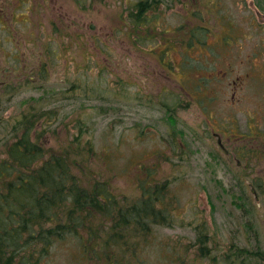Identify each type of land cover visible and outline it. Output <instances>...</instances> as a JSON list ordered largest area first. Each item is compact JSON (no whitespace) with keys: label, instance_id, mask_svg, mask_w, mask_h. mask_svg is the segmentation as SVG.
Segmentation results:
<instances>
[{"label":"rangeland","instance_id":"1","mask_svg":"<svg viewBox=\"0 0 264 264\" xmlns=\"http://www.w3.org/2000/svg\"><path fill=\"white\" fill-rule=\"evenodd\" d=\"M137 1L0 0V158L30 123L48 152H69L111 196L88 225L92 244L111 229L128 239L109 248L119 264H264V159L236 168L209 134L264 156V10L148 0L135 28ZM145 201L159 223L103 217ZM79 247L66 236L41 264L104 263Z\"/></svg>","mask_w":264,"mask_h":264},{"label":"trees","instance_id":"2","mask_svg":"<svg viewBox=\"0 0 264 264\" xmlns=\"http://www.w3.org/2000/svg\"><path fill=\"white\" fill-rule=\"evenodd\" d=\"M256 5L264 10L261 0ZM149 6L148 0L132 5L128 17L131 26L142 24ZM31 129L32 123L25 125L0 158V264H41L52 245L69 235L78 241L81 254L91 255V262H97L96 255H103V264H119L120 251L109 248L119 244L124 252L128 239L117 237L111 229L92 244L94 225H88L91 221L96 224V211L100 205L110 206L111 196L105 187H92L78 178L67 160L69 152H48L41 140L33 138ZM105 211V215L100 212L103 217L110 221L117 215L114 226L124 230L131 223L143 227L145 221L158 220L149 201L127 210Z\"/></svg>","mask_w":264,"mask_h":264},{"label":"flooded vegetation","instance_id":"3","mask_svg":"<svg viewBox=\"0 0 264 264\" xmlns=\"http://www.w3.org/2000/svg\"><path fill=\"white\" fill-rule=\"evenodd\" d=\"M185 44V43H184ZM170 78V77H169ZM3 86H6L3 84ZM185 92L183 94L189 95L193 98H198L197 96H193L189 93V90H184ZM208 95V94H207ZM207 95L204 94L200 99H203ZM212 98V97H211ZM210 99V97H209ZM209 131V130H208ZM212 133V134H211ZM209 134L215 139V142L217 146L223 151L224 156H231V158L234 160L236 168H243V169H248L251 162H260L259 159H264V156L261 154H257V151L255 148H241L240 144H235L233 149H230L231 146H229L231 143H233L232 140V135L228 133L227 130H222V129H215L214 127H211V132L209 131ZM235 143L239 141L238 138L235 137ZM232 145V144H231ZM254 155V157H252ZM222 158V157H221ZM113 212V210H111ZM114 216V215H113ZM155 223V220L154 222ZM156 223H159L157 220Z\"/></svg>","mask_w":264,"mask_h":264}]
</instances>
